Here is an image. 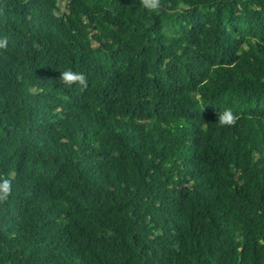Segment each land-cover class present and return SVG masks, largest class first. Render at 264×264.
<instances>
[{
    "label": "trees",
    "instance_id": "trees-1",
    "mask_svg": "<svg viewBox=\"0 0 264 264\" xmlns=\"http://www.w3.org/2000/svg\"><path fill=\"white\" fill-rule=\"evenodd\" d=\"M60 1L0 0V264H264V0Z\"/></svg>",
    "mask_w": 264,
    "mask_h": 264
},
{
    "label": "clouds",
    "instance_id": "clouds-1",
    "mask_svg": "<svg viewBox=\"0 0 264 264\" xmlns=\"http://www.w3.org/2000/svg\"><path fill=\"white\" fill-rule=\"evenodd\" d=\"M140 6L150 13H157L161 8V0H139ZM7 40L0 39V49H5ZM59 80L66 87H76L80 92L88 88V77L85 73L75 71L72 68L64 69ZM238 116L233 113L231 108H225L217 114V121L220 126H233L237 122ZM11 179L6 176H0V201H4L11 193Z\"/></svg>",
    "mask_w": 264,
    "mask_h": 264
},
{
    "label": "rangeland",
    "instance_id": "rangeland-1",
    "mask_svg": "<svg viewBox=\"0 0 264 264\" xmlns=\"http://www.w3.org/2000/svg\"><path fill=\"white\" fill-rule=\"evenodd\" d=\"M59 5H60L61 9H64V0H61Z\"/></svg>",
    "mask_w": 264,
    "mask_h": 264
}]
</instances>
